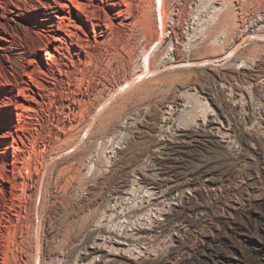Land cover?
Here are the masks:
<instances>
[{"label": "rangeland", "instance_id": "rangeland-1", "mask_svg": "<svg viewBox=\"0 0 264 264\" xmlns=\"http://www.w3.org/2000/svg\"><path fill=\"white\" fill-rule=\"evenodd\" d=\"M66 2L0 0V264H264V0Z\"/></svg>", "mask_w": 264, "mask_h": 264}, {"label": "bare ground", "instance_id": "bare-ground-1", "mask_svg": "<svg viewBox=\"0 0 264 264\" xmlns=\"http://www.w3.org/2000/svg\"><path fill=\"white\" fill-rule=\"evenodd\" d=\"M54 1V3H55V5H50V7H51V9H52V11H55V9H57V10H59V11H66L65 9H67L68 10V13H71L70 12V5L66 2V1H71V2H73L74 0H53ZM158 1V6H160L161 5V3H162V1L163 0H157ZM229 2V1H228ZM79 5V4H78ZM76 6L75 8H77V11H82L83 10V7L80 5V6ZM151 5V4H150ZM216 7V6H215ZM222 7V6H221ZM69 8V9H68ZM149 8V7H148ZM218 8V7H217ZM160 10H161V13H160V15H161V22L163 23V21H162V15H164L163 13H165L164 12V7L163 6H161L160 7ZM152 11V10H151ZM152 13V12H151ZM71 14H73V15H75V16H79L80 15V12H73V13H71ZM55 16L56 17H58L57 19H56V28H49V29H45L44 30V32L45 33H48V32H51V31H56V30H59V31H63L65 34H67V35H69V37L71 36V34H72V32H70V30L66 27V24H65V20H64V18H65V16L64 15H58L57 13L55 14ZM151 17V16H150ZM149 17V18H150ZM70 18V17H69ZM66 19V18H65ZM165 19V18H164ZM47 25H52V22L51 23H46V26ZM149 27V26H148ZM161 29H162V27H161ZM149 30V29H148ZM59 39H62V35H58V37H55L54 38V41H57V40H59ZM161 39H162V37H161ZM160 39V40H161ZM159 40V39H158ZM157 42H159V41H157ZM162 42V41H161ZM165 42V41H164ZM160 43V42H159ZM163 43V42H162ZM50 45H52V42H50V41H48L47 43H46V46H47V49H46V51H45V54H46V58H50V57H53V53H52V51L50 50V49H48L49 47H50ZM53 46L54 47H57V45L56 44H53ZM169 47V46H168ZM150 50H151V48H150ZM31 53L32 54H34V55H36L37 54V52L36 51H31ZM118 55V54H117ZM110 56V55H109ZM36 64H38V61H36L35 59H33V60H30L29 61V63L27 64V68H28V70L26 71V74L29 76V77H31L35 72H36ZM127 190H124L122 193L123 194H126L127 192H126ZM129 191V190H128ZM172 191V190H171ZM170 191V192H171ZM148 202V201H147ZM149 204V203H148ZM142 207H144L143 205H141ZM154 206V205H153ZM151 207V206H150ZM139 208H140V206H139ZM138 208V209H139ZM141 209V208H140ZM133 210V211H132ZM131 210V212H133V213H135V212H137V211H139V210H137V209H132ZM129 212V211H128ZM121 213V212H120ZM130 213V212H129ZM129 215V214H128ZM131 215V214H130ZM116 217V216H115ZM145 232H147V231H142V230H138L137 231V234L138 235H141V236H143V234H145ZM150 232H154V230H150ZM147 234V233H146ZM127 235V234H126ZM126 235H123V234H114L113 235V238H114V242H116V243H118V244H127V241L129 240V239H127V237L128 236H126ZM130 235V234H129ZM130 238V237H129Z\"/></svg>", "mask_w": 264, "mask_h": 264}]
</instances>
